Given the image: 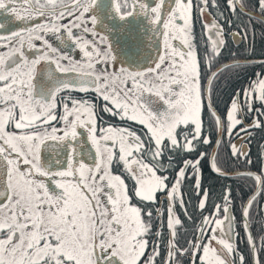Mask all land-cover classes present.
Here are the masks:
<instances>
[{"label": "snow or ice", "instance_id": "snow-or-ice-1", "mask_svg": "<svg viewBox=\"0 0 264 264\" xmlns=\"http://www.w3.org/2000/svg\"><path fill=\"white\" fill-rule=\"evenodd\" d=\"M0 264H264V0H0Z\"/></svg>", "mask_w": 264, "mask_h": 264}]
</instances>
